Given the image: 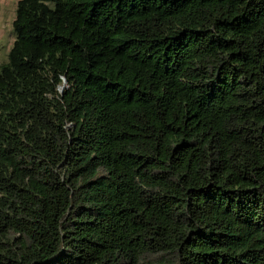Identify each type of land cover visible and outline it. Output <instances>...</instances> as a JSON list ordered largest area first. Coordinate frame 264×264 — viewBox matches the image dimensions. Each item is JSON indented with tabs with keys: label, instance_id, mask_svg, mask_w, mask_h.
I'll return each mask as SVG.
<instances>
[{
	"label": "trees",
	"instance_id": "obj_1",
	"mask_svg": "<svg viewBox=\"0 0 264 264\" xmlns=\"http://www.w3.org/2000/svg\"><path fill=\"white\" fill-rule=\"evenodd\" d=\"M14 28L0 264H264V0H18Z\"/></svg>",
	"mask_w": 264,
	"mask_h": 264
},
{
	"label": "rangeland",
	"instance_id": "obj_2",
	"mask_svg": "<svg viewBox=\"0 0 264 264\" xmlns=\"http://www.w3.org/2000/svg\"><path fill=\"white\" fill-rule=\"evenodd\" d=\"M18 0H0V67L8 61L16 38L14 20Z\"/></svg>",
	"mask_w": 264,
	"mask_h": 264
},
{
	"label": "water",
	"instance_id": "obj_3",
	"mask_svg": "<svg viewBox=\"0 0 264 264\" xmlns=\"http://www.w3.org/2000/svg\"><path fill=\"white\" fill-rule=\"evenodd\" d=\"M66 83H67V82H65V84H66ZM64 86H65V85L62 86V89L64 88Z\"/></svg>",
	"mask_w": 264,
	"mask_h": 264
}]
</instances>
